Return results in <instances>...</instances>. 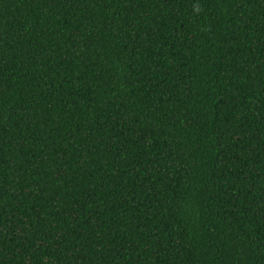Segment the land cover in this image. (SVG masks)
Masks as SVG:
<instances>
[{
    "label": "trees",
    "instance_id": "16d2710c",
    "mask_svg": "<svg viewBox=\"0 0 264 264\" xmlns=\"http://www.w3.org/2000/svg\"><path fill=\"white\" fill-rule=\"evenodd\" d=\"M0 264H264V0H0Z\"/></svg>",
    "mask_w": 264,
    "mask_h": 264
}]
</instances>
